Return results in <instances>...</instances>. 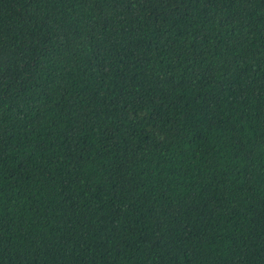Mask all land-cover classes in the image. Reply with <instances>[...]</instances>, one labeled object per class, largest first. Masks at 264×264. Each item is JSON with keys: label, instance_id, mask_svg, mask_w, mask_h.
<instances>
[{"label": "trees", "instance_id": "trees-1", "mask_svg": "<svg viewBox=\"0 0 264 264\" xmlns=\"http://www.w3.org/2000/svg\"><path fill=\"white\" fill-rule=\"evenodd\" d=\"M0 264H264V0H0Z\"/></svg>", "mask_w": 264, "mask_h": 264}]
</instances>
